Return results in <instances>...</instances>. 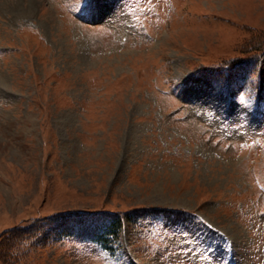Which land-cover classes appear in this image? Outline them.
<instances>
[{
    "label": "rangeland",
    "instance_id": "1",
    "mask_svg": "<svg viewBox=\"0 0 264 264\" xmlns=\"http://www.w3.org/2000/svg\"><path fill=\"white\" fill-rule=\"evenodd\" d=\"M0 264H264V0H0Z\"/></svg>",
    "mask_w": 264,
    "mask_h": 264
},
{
    "label": "trees",
    "instance_id": "2",
    "mask_svg": "<svg viewBox=\"0 0 264 264\" xmlns=\"http://www.w3.org/2000/svg\"><path fill=\"white\" fill-rule=\"evenodd\" d=\"M122 219L118 215L113 219V222L106 226L105 230L98 235V240L101 241L104 247L108 250H112V241L118 237L119 230L121 229Z\"/></svg>",
    "mask_w": 264,
    "mask_h": 264
},
{
    "label": "snow or ice",
    "instance_id": "3",
    "mask_svg": "<svg viewBox=\"0 0 264 264\" xmlns=\"http://www.w3.org/2000/svg\"><path fill=\"white\" fill-rule=\"evenodd\" d=\"M99 0H81V7L83 9L95 10V7L98 6Z\"/></svg>",
    "mask_w": 264,
    "mask_h": 264
}]
</instances>
